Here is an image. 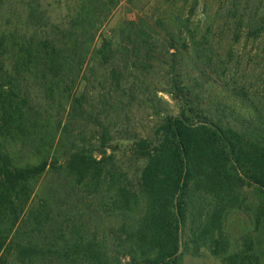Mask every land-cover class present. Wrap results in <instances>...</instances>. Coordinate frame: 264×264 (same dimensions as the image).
Wrapping results in <instances>:
<instances>
[{"label":"trees","instance_id":"obj_1","mask_svg":"<svg viewBox=\"0 0 264 264\" xmlns=\"http://www.w3.org/2000/svg\"><path fill=\"white\" fill-rule=\"evenodd\" d=\"M0 264H264V0H0Z\"/></svg>","mask_w":264,"mask_h":264},{"label":"rangeland","instance_id":"obj_2","mask_svg":"<svg viewBox=\"0 0 264 264\" xmlns=\"http://www.w3.org/2000/svg\"><path fill=\"white\" fill-rule=\"evenodd\" d=\"M117 16H118V14H117ZM115 19H117V17H115Z\"/></svg>","mask_w":264,"mask_h":264}]
</instances>
